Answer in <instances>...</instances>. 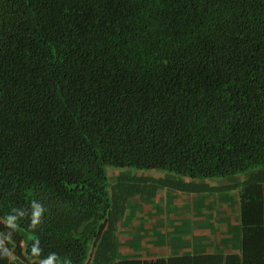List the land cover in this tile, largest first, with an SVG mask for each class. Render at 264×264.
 <instances>
[{"label": "trees", "instance_id": "trees-1", "mask_svg": "<svg viewBox=\"0 0 264 264\" xmlns=\"http://www.w3.org/2000/svg\"><path fill=\"white\" fill-rule=\"evenodd\" d=\"M110 166L250 173L241 253L121 256ZM34 199L15 264H264V0H0V217Z\"/></svg>", "mask_w": 264, "mask_h": 264}, {"label": "crops", "instance_id": "crops-1", "mask_svg": "<svg viewBox=\"0 0 264 264\" xmlns=\"http://www.w3.org/2000/svg\"><path fill=\"white\" fill-rule=\"evenodd\" d=\"M123 169L110 173L111 194L120 200L114 211L124 209L121 214L129 215V222L116 223L121 256L241 253L239 194L250 173L200 179L164 170ZM137 191L143 196L128 207L129 196Z\"/></svg>", "mask_w": 264, "mask_h": 264}, {"label": "clouds", "instance_id": "clouds-1", "mask_svg": "<svg viewBox=\"0 0 264 264\" xmlns=\"http://www.w3.org/2000/svg\"><path fill=\"white\" fill-rule=\"evenodd\" d=\"M49 211L50 209L40 200L34 199L30 202L29 208H13L7 215L0 217V223L7 229V231H0V260L15 264L17 258L13 252L14 237L21 229V222L27 218L29 229L35 232L44 222L45 214ZM31 239L30 255L34 258L32 264H71V260H61L55 252L44 256L39 238L34 235Z\"/></svg>", "mask_w": 264, "mask_h": 264}, {"label": "rangeland", "instance_id": "rangeland-1", "mask_svg": "<svg viewBox=\"0 0 264 264\" xmlns=\"http://www.w3.org/2000/svg\"><path fill=\"white\" fill-rule=\"evenodd\" d=\"M117 169H119V170H117ZM137 169H133V168H125V169H123V170H121V171H136ZM114 171H120V168H117V167H113V166H110L109 168H108V174L110 175V173L111 172H114ZM114 178L113 177H111V175H110V181H112ZM109 190L111 191V182H110V184H109ZM129 190H130V188H129V186H126V190H125V192H127V194H129ZM138 192V194H135L134 195V197H133V195H131V196H129V198H128V200L130 199V205L128 206V207H130L131 205H133V204H135V201L137 202V200H140V195L141 196H143L142 195V193L140 192V191H137ZM112 200H113V202L114 203H116V206H119V202H120V200H114V198H113V195H112ZM145 202V201H144ZM128 204H129V202H128ZM119 210V209H118ZM117 210V211H118ZM123 211H124V209H122V213H123ZM133 218V217H132ZM125 221V222H129V215L128 214H124V215H120V218H119V221ZM127 234V233H126Z\"/></svg>", "mask_w": 264, "mask_h": 264}]
</instances>
